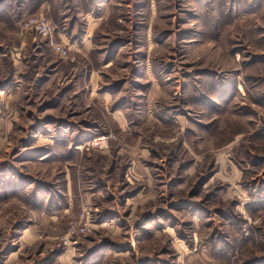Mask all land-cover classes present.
Here are the masks:
<instances>
[{
	"label": "rangeland",
	"instance_id": "rangeland-1",
	"mask_svg": "<svg viewBox=\"0 0 264 264\" xmlns=\"http://www.w3.org/2000/svg\"><path fill=\"white\" fill-rule=\"evenodd\" d=\"M0 24V264H264V0H0Z\"/></svg>",
	"mask_w": 264,
	"mask_h": 264
},
{
	"label": "built area",
	"instance_id": "built-area-1",
	"mask_svg": "<svg viewBox=\"0 0 264 264\" xmlns=\"http://www.w3.org/2000/svg\"><path fill=\"white\" fill-rule=\"evenodd\" d=\"M23 30L27 32H35L36 34L48 38L52 35V27L47 17L43 15L32 16L27 18L23 23ZM54 49L63 56H67V52L63 46L52 43ZM87 217L85 214L79 218L78 222L71 224L69 234L70 236H76L80 233L87 232Z\"/></svg>",
	"mask_w": 264,
	"mask_h": 264
},
{
	"label": "crops",
	"instance_id": "crops-1",
	"mask_svg": "<svg viewBox=\"0 0 264 264\" xmlns=\"http://www.w3.org/2000/svg\"><path fill=\"white\" fill-rule=\"evenodd\" d=\"M1 25V24H0ZM91 33V31L89 30L87 33H85L84 35H83V37L84 38H80V40H83V45H82V43H81V49L82 50H87V52L90 50V49H92L93 48V46H91V43L90 42H87L86 40L87 39H89V34ZM62 40H63V42H65V43H69V38L68 37H66V36H62ZM127 123V122H126ZM137 144H138V142H137ZM138 148H139V151H141V149H140V144H138ZM143 152V151H142ZM141 153V152H140ZM141 155V154H140ZM142 156L144 157V158H146V155L145 154H143L142 153Z\"/></svg>",
	"mask_w": 264,
	"mask_h": 264
},
{
	"label": "bare ground",
	"instance_id": "bare-ground-1",
	"mask_svg": "<svg viewBox=\"0 0 264 264\" xmlns=\"http://www.w3.org/2000/svg\"><path fill=\"white\" fill-rule=\"evenodd\" d=\"M105 140V139H104Z\"/></svg>",
	"mask_w": 264,
	"mask_h": 264
}]
</instances>
